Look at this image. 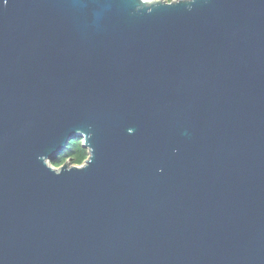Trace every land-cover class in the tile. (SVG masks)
<instances>
[{"label": "water", "instance_id": "95a60500", "mask_svg": "<svg viewBox=\"0 0 264 264\" xmlns=\"http://www.w3.org/2000/svg\"><path fill=\"white\" fill-rule=\"evenodd\" d=\"M0 264H264V0H0Z\"/></svg>", "mask_w": 264, "mask_h": 264}, {"label": "clouds", "instance_id": "9594fccd", "mask_svg": "<svg viewBox=\"0 0 264 264\" xmlns=\"http://www.w3.org/2000/svg\"><path fill=\"white\" fill-rule=\"evenodd\" d=\"M8 0H4V5L7 6ZM143 3L147 4L150 8H156L159 6H164L168 8L178 7L180 5H186L188 6V11L193 10V5L197 3V0H143ZM137 11H140V9H137ZM152 12H149V15H151ZM134 129L129 128L128 133L129 135L134 134ZM83 140H71L69 141V148H75L77 150V155L73 157L75 161V170L77 172H83L87 170L90 165L93 163L94 155H95V149L90 148L85 150L83 148ZM40 159H43V157H40ZM61 163L56 165V171L54 174L56 176H60L63 174V168L64 165L68 163V161L63 160V157H60ZM72 169H69V172H71Z\"/></svg>", "mask_w": 264, "mask_h": 264}, {"label": "trees", "instance_id": "16d2710c", "mask_svg": "<svg viewBox=\"0 0 264 264\" xmlns=\"http://www.w3.org/2000/svg\"><path fill=\"white\" fill-rule=\"evenodd\" d=\"M74 139L75 140H82V138H80V137H75ZM74 139H72V140H74ZM68 145H69V143H68ZM68 145L60 154H58L57 156H55L52 159L53 165L56 166L57 164L61 163V159H60L61 156L63 157V160L67 161L68 159H70L72 161V163L75 164L73 157H75L77 155V150L75 148H69ZM85 150H87V149H85Z\"/></svg>", "mask_w": 264, "mask_h": 264}]
</instances>
